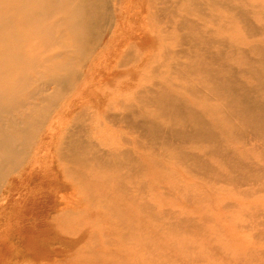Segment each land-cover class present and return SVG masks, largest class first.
Wrapping results in <instances>:
<instances>
[{"label": "bare ground", "instance_id": "1", "mask_svg": "<svg viewBox=\"0 0 264 264\" xmlns=\"http://www.w3.org/2000/svg\"><path fill=\"white\" fill-rule=\"evenodd\" d=\"M41 171L84 264H264V0H0V254Z\"/></svg>", "mask_w": 264, "mask_h": 264}, {"label": "rangeland", "instance_id": "2", "mask_svg": "<svg viewBox=\"0 0 264 264\" xmlns=\"http://www.w3.org/2000/svg\"><path fill=\"white\" fill-rule=\"evenodd\" d=\"M133 54V51H129L121 62L123 63L127 61L129 57L133 56ZM125 67L126 65L120 66V70L124 69ZM125 77V74H122L117 78L125 79ZM92 104V102L89 103V106L87 107V109H85V111H83L82 113H77L74 118L68 122L69 124L66 125L67 129L65 128L64 133L67 135V147L75 143H79V141L81 140L84 141L87 133L86 127L89 123L88 121L91 118V115L93 116L94 113L98 110H96V108H94ZM111 106L112 105H109L111 109L108 111H106V108L104 106L99 109L102 112H105L104 115L101 114L100 116V118L104 121H109V119L115 116L116 111H114V109H112L113 107ZM115 107L117 106L114 103V108ZM139 122L140 123L138 125V130L139 132L143 133L144 128L142 127V122ZM57 172L58 171L56 169V173ZM33 175L36 179L33 177V180L28 182L29 178H26L25 180H23V182H19L13 186L12 193L14 198L19 197L18 195L21 193L22 196H25V199L27 195L30 194V196L27 201H24L25 205L23 204V206L21 207L22 209L20 210V212L22 211V213L24 214L23 220L20 219L18 221H15L11 225L8 239L11 242V245H13L11 248L12 251L6 255L0 254V264H49L50 262L52 264H84L81 259H83L86 255L85 248L89 245L90 241L85 237V234L81 231L82 229H80V231L77 233H70V231L72 230H68V228L65 229V227H63L57 219L60 215L61 207L67 204L65 202L68 201V195L71 190L62 188L60 177H58L57 175L55 184V179L52 177V172L45 173V171H41V173L38 172ZM148 179V175L143 178L144 181ZM22 185L25 187H23ZM27 185L28 187H26ZM64 193L65 195H63ZM15 195L17 196L15 197ZM36 195H38V201L35 202ZM55 195L56 207H52V205H50V200L51 197H54ZM59 196H61L62 199ZM58 198L61 200V202L64 200V198H66V201L64 200V202L61 203ZM70 201L71 200L69 199V202ZM58 204L62 205L59 206ZM6 206L8 211H6L5 208L3 219L1 220L2 222L8 221L9 217H11V215H14V206L20 207L19 204L13 202L9 203ZM184 209L188 210L190 208ZM55 211L56 213H54ZM228 215L231 217L236 215V217L228 225H226L225 222L220 223H223V226L226 225L232 227L233 229L236 228V234H232L231 236L229 235V238L233 239L234 241L236 240L235 243L237 242L238 244H241L243 242V234H241L240 229L238 230L237 227L247 223L248 219L244 218L243 216H238L236 214V211H231ZM19 241L22 242L21 245H23V248H21L22 251H19ZM147 257L148 256L146 255H140L139 261L143 263L147 259ZM154 263L158 264V261H155Z\"/></svg>", "mask_w": 264, "mask_h": 264}]
</instances>
